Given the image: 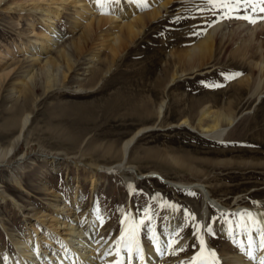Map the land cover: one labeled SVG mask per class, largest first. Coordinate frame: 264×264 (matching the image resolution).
Returning <instances> with one entry per match:
<instances>
[{"label": "rangeland", "instance_id": "374dc122", "mask_svg": "<svg viewBox=\"0 0 264 264\" xmlns=\"http://www.w3.org/2000/svg\"><path fill=\"white\" fill-rule=\"evenodd\" d=\"M101 2L105 6L99 10ZM52 3L0 0V150L3 154L10 151L8 162L0 159V247L4 244L14 254V242L24 239L22 234L30 230L44 243L39 255L46 250L49 254L54 245L46 248L47 228L57 226L65 237L68 231L64 225H55L57 221H77L78 227L82 219L98 213L107 227L94 240L96 254L115 231L117 237L108 246L110 253H118L126 230L125 239L134 240L133 249L142 242L147 247L162 240L170 242L178 233L174 253L178 264H189L194 258L202 229L212 245L235 252L223 234L231 226L247 229L245 216L232 203L236 212L216 208L206 219L203 196L194 185H205L213 198L227 202L245 195L240 192L251 185L250 192L264 189V13H236L256 18V23H249L225 19L219 9L206 10L202 0ZM37 5L62 11L57 33L66 35L40 56L36 55L41 42L38 36L46 22L41 13L34 12ZM120 6L130 13L115 14ZM77 18L81 24L74 29ZM130 26L136 30L131 38ZM88 29L92 31L90 44L79 49L77 40ZM215 31L218 46L213 57L200 59L194 69L183 71V48L173 46L167 34L188 47ZM116 36L125 37L127 44L115 56L109 40ZM244 43L250 46L252 59L234 61L231 52ZM64 53L70 60H64ZM98 53L100 57L94 59ZM100 60L109 67L96 85H89ZM49 61L55 63V70L48 77L41 72ZM165 65H170L168 73L163 71ZM233 75L235 78H228ZM236 89L245 92L242 97L232 94ZM32 90L29 111L22 116L29 117V123L19 142L20 128L12 120L21 116L16 108ZM131 93L134 107L120 105ZM206 93L211 97L200 103ZM187 100L198 103L193 115L181 114L188 109ZM145 102L150 114L145 112ZM231 105L237 123L222 138L205 134L206 125H199L202 109L223 111ZM186 119L190 122L184 124ZM140 130L143 132L130 149L128 168L106 173L103 167L116 166L124 145ZM152 174L180 184L181 189H170ZM248 200L253 201L249 210L263 209L264 198ZM56 209L67 210L64 220L55 215ZM251 219L256 230L261 223L255 215ZM5 250L0 248V256Z\"/></svg>", "mask_w": 264, "mask_h": 264}, {"label": "bare ground", "instance_id": "6f19581e", "mask_svg": "<svg viewBox=\"0 0 264 264\" xmlns=\"http://www.w3.org/2000/svg\"><path fill=\"white\" fill-rule=\"evenodd\" d=\"M52 1H54V3H52V4H58L59 5V3H60L62 6H64L63 3L68 2V0H61L60 2L57 0H52ZM37 6H35L34 12H36L38 14L41 13L42 18H43L42 19L43 22H46V24L44 25L46 27L42 29V33L40 34V36H38L40 38L41 42H40V45L36 48V55L40 56L43 51H45V50L48 51L50 48H53L54 46H58L59 43L63 40V38L66 35L63 33H61V34L57 33L58 24H59L60 20L62 19V17H61L62 11L60 9H52L51 7H49L48 9H45V8L39 7V5H37ZM49 6H51V5H49ZM84 6L85 5H83V7ZM96 6L97 5L95 4V8H96ZM104 6H105L104 3L101 2L99 5V10L103 9ZM120 8H121V6H120ZM120 8L115 12V14L121 16V15H126V14L130 13V12H126L125 10H123L122 8L120 9ZM86 9H84V12L82 11L83 12L82 14H84V15L87 14ZM126 9H127V7H126ZM80 16H83V15H80ZM138 18H140V17H138ZM138 18H137V20H138ZM76 20L77 21H76V25H75L74 29H77V26H80V24H81V18L80 19L77 18ZM140 22H142L141 19H140ZM142 24H144V23H142ZM131 25H132V23H131ZM134 28H135L134 26H130V28L128 29L130 38L135 34L136 30L134 31ZM98 29L99 30L102 29L100 22H98ZM91 32L92 31L90 29H88V31L84 32L81 35V37H79V39L77 40V41H79L77 43V46L79 49L82 48L83 46L86 47L88 45L89 40L91 39V37H90ZM213 33H214V35L212 33L203 35L202 37H200L201 39L199 41L193 43L192 45H190L188 47H186V45L184 46V43L182 40H179L177 38L173 39L174 35H170V33L167 34L171 38L170 42L173 43V46L176 44V45H179V48H183L182 53L180 55L181 61H184V64L181 66L182 67L181 69L183 71L188 69V68L194 69L195 66L197 65V61H199L200 59H203L207 56L213 57V50L216 49V47L218 46V43H217L218 37H215L216 31ZM166 38H167V36H166ZM127 39H129V38L127 37ZM126 41H125V37H123V36L112 37L109 40V48H110L111 52L115 56L118 55L120 53V51L122 50L123 45L127 44ZM176 41H177V43H176ZM166 43H168V42H166ZM164 47H166V44L162 47L160 45L158 50L162 51V49H164ZM249 48H250V46L246 45L245 43L238 45L231 52L232 59L234 61L242 60L243 62L247 63L251 58V57L249 58ZM62 56H63L64 60H66V59L70 60V57H69L70 55L68 53H67V55L64 53V55H62ZM99 57H100V53L93 56L94 59L99 58ZM114 60H115V58H113L112 60L109 59L108 61H110V63L112 64L114 62ZM162 60H163V58H162ZM46 66H47L46 71L41 72V73H43L44 75H48V77H49V75L51 73V69L53 68V71L55 70V63H52L49 61ZM97 66L99 69H98V71L96 69V72L94 71L95 74L91 78L89 85H92V86L96 85V83L98 82V80L102 76V73L104 72L105 68L109 67V64H108V62L104 63L103 61H101V62H98ZM165 66L166 67L163 68V71L165 73H168L169 69H170L169 68L170 65H165ZM242 66H244V65H242ZM110 69H111V67H110ZM33 77H35V76H33ZM48 79H50V78H48ZM157 82L161 83L160 80H157ZM243 93H245L243 90L236 89L235 91H233L232 94L234 96H238L240 98L243 96ZM133 94L134 93H131L132 96H130L132 99L127 97L126 99H124L122 101V103L120 105H122V106H124V105L133 106L134 105L133 102L135 99V96ZM25 95L26 96L23 99V103L20 105L21 107L16 108L17 110L15 109L16 111H18L19 109L21 110V114H20L21 116L18 118L15 117L12 120L13 121L12 125L18 124L19 125L18 127L20 128V135L17 138L19 140V142H20L21 136H23V132L25 130V127H27L26 124L29 123V119H28L29 117L22 119V116H23V114H25V112L29 111L31 98L33 99V96H34L33 90L31 91V93L29 95L28 94H25ZM211 95H212L211 93L207 94V96H205V97H203V99H201L200 103L205 104L206 102H204V99H206V97L207 98L211 97ZM143 98H145V97H143ZM117 101H118V99H117ZM114 102H115V99H114ZM147 102H145L146 105L144 106V109L146 111L145 110L144 111L147 112L148 114H150L151 111L148 112V109H147L148 103ZM186 102L190 103L189 106L187 105L188 109L186 111L182 110L181 114L193 115L195 112L198 111L197 110V108L199 107V106H197L198 103H195V102L191 103V101H189V100H187ZM227 107L223 111H216V110L212 111L210 109L211 107L202 109V111L200 112L201 118L199 121V125H206V127L203 130V132L205 134H207V135L210 134V137H213V138H222L237 123L239 118L236 117V113L233 110L234 107L232 105L229 106L228 108ZM133 109H135V108H133ZM137 110H138V108H137ZM161 112H162V109H161ZM189 122H190V120H187V119L183 121L184 124H187ZM142 132H143V130H140L134 136H132V138L128 142H126V144L124 145V152H123L122 160L116 166L113 165V166L103 167L104 170H106L105 171L106 173H115L116 174V173H120L122 171V169H124L125 167L128 168L127 163H128V159H129L130 149L133 146V144L135 143V141L137 140V138L141 135ZM9 154H10V151L8 153L3 154V152L0 150V159L6 160L7 155H9ZM51 164L53 165L54 162H52ZM129 168H131V167H129ZM132 171H134V170L132 169ZM146 177H148V176H142L141 178H146ZM151 177H156L157 179L161 180L165 185H167V187H169L170 189H173L174 191L181 189L180 184L165 180L161 175L152 174ZM257 187H259V186L257 185ZM260 187H262V186H260ZM194 188L196 190H198L203 196V201H204V208H203V214H202L203 216H205V217L208 216L209 214L207 215V213L213 212L216 208L217 209L221 208L223 210V212H226V213L236 212L237 210H240V212H242V214L245 216L249 227L247 229H241V228L235 229L234 226H231V227H228L224 231L223 237L225 239H227L228 242L236 248L235 252L233 250L231 251V248H230V252L229 251L226 252L227 251L226 246H224V247L218 246L220 249L222 248L223 251L219 250V248H217V246L212 245L210 243L211 240L209 241L210 237H208L207 231L202 229L201 230V238L204 241L203 256L201 255V252H202L201 244L198 245V248L194 254L192 253V250L189 249L190 253H192L193 256L198 259V261L204 260L207 262V264H212V261H213V257L209 255L210 252H214L216 254V259H218V264H258V261H251L247 258V256L245 255V250L248 248V245L251 243L252 244V250L254 251V254L257 257L264 256V252L259 251L261 231L264 230V207H263V209L257 208V209L249 210L250 209L249 203H251V205H252L253 201L249 202L250 199L248 201H247V199L248 198L256 199L257 197L264 198V189H262V190L259 189L260 191L255 189L258 192H255V191L250 192V189L253 188L251 185L249 188L247 187V189L242 190V192H240V193H245V195L239 196L238 198H234V199H232V201L227 202V201L216 200L215 198H213L212 193L207 189V187L205 185H203L201 183L195 184ZM232 194H234L236 196L239 193L237 192V193H232ZM74 196H75V199L78 198L77 193H75ZM232 203H233L234 207H236L237 210L232 211V208L230 207V205ZM261 205L264 206V204H262V203H261ZM261 205H258V206L261 207ZM54 206H56V205H54ZM66 212H67V210L59 209V211L57 210L55 212V215L57 217H59V219L64 220L66 217H64L63 213L65 214ZM97 214L98 213H94L90 217H87L86 219H82L81 222H79L78 227L75 224L77 221L71 222L70 224H68L69 222L67 223L66 220H65V222L62 221L61 223L59 221H57L55 225L60 224L59 227L60 226L63 227V225H64V228H66V230L68 231L69 235L68 234H67V236L64 235L65 237H63V235L59 234V231H58L59 228L57 226L55 228L53 227V229L47 228L46 240L48 239L49 242L47 243L46 248L50 249L51 244H52V246L54 245V249L51 248L52 250L50 251L49 254H47L48 250H46V251H43L39 255L40 246H43L44 243H43V245L41 244V242L39 241L37 233H33V232H30V230L29 231L27 230L25 232V234H22L24 239H18V241L14 242V245H13L14 246L13 247V253L14 254H12V251L8 247L4 248V244L1 245L0 248L6 249V250L3 252L2 256H0V264H117V262H120V264H178V262H177L178 259L175 256L176 254L174 255V253L172 252V249L168 248L169 242L167 240L158 241L154 247H147L142 242L140 245H138V247L136 249H133L134 240L128 238V239L124 240L122 248L119 249L118 253H116V252H115L116 254L110 253L111 246H108V245L115 237H117L118 233H115L116 231L113 233V235L111 234V237L109 239H107L105 242H103V245H106V247H105L106 249L103 248L102 250L99 251L100 252L99 254H96L95 252L97 250L95 251L92 249V248H94V247H92L95 243L94 240L96 239L97 235L99 233H101L102 231L104 232V230L107 227L106 224L104 223L106 221H104V220L102 221L100 216H98ZM254 215L259 219V221L261 223V225L258 228H256V230H253V223H252V219H251L252 216H254ZM212 216H214V215H212ZM206 219H207V217H206ZM206 222H207V220H206ZM3 225H4V222H3ZM140 237L141 236L139 234L138 239H141ZM115 241H116V239H115ZM113 244L115 245L114 241H113ZM113 244H111V245H113ZM157 248L160 249L159 252L157 251ZM141 255L143 256V260L140 259ZM49 256H51V257H49ZM48 257L51 258V260L49 263H46L45 259Z\"/></svg>", "mask_w": 264, "mask_h": 264}, {"label": "snow or ice", "instance_id": "6c2138e0", "mask_svg": "<svg viewBox=\"0 0 264 264\" xmlns=\"http://www.w3.org/2000/svg\"><path fill=\"white\" fill-rule=\"evenodd\" d=\"M202 3L206 6V10H217L219 9L223 17L225 19H231V18H238V19H245L249 23H256L257 20L252 15H236V13L239 12H251V13H264V0H202ZM261 19H264V17H261ZM239 75V74H235ZM235 75L229 76V79L235 78ZM194 219V217H193ZM255 222V221H253ZM144 221H140V224H143ZM199 225H197V228L199 229ZM135 228L131 229V236L134 239L135 238ZM128 236V230L125 232V236L121 237V242H124L125 238ZM179 234L177 233L176 237H173V239L169 242L168 248H171L173 253L177 251L175 245L179 244ZM200 244L202 246V252L201 255L203 256V245L204 241L201 238ZM180 251H183V247L179 248ZM157 251L159 252L160 249L157 248ZM259 251L264 252V230L261 231L260 236V245H259ZM210 256L213 257L212 264H218V259H216V254L214 252L209 253ZM245 255L247 258L251 261H258V264H264V256L257 257L254 254V251L252 250V244L250 243L248 245V248L245 250ZM140 259L143 260V256H140ZM117 264H120V262H117ZM189 264H207L204 260H199L194 257Z\"/></svg>", "mask_w": 264, "mask_h": 264}]
</instances>
